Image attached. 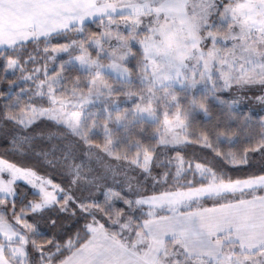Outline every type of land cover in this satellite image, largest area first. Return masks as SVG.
Instances as JSON below:
<instances>
[{
    "label": "snow or ice",
    "instance_id": "obj_1",
    "mask_svg": "<svg viewBox=\"0 0 264 264\" xmlns=\"http://www.w3.org/2000/svg\"><path fill=\"white\" fill-rule=\"evenodd\" d=\"M0 264H264V0H0Z\"/></svg>",
    "mask_w": 264,
    "mask_h": 264
}]
</instances>
